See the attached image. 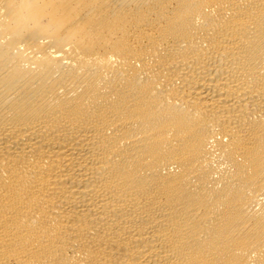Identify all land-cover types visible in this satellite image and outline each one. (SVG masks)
I'll list each match as a JSON object with an SVG mask.
<instances>
[{
    "label": "bare ground",
    "instance_id": "6f19581e",
    "mask_svg": "<svg viewBox=\"0 0 264 264\" xmlns=\"http://www.w3.org/2000/svg\"><path fill=\"white\" fill-rule=\"evenodd\" d=\"M0 264H264V0H0Z\"/></svg>",
    "mask_w": 264,
    "mask_h": 264
}]
</instances>
